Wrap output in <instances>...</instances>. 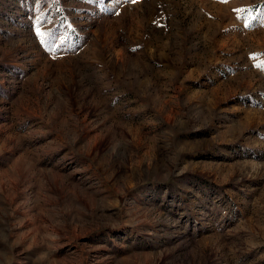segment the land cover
Instances as JSON below:
<instances>
[{
  "label": "rangeland",
  "instance_id": "obj_1",
  "mask_svg": "<svg viewBox=\"0 0 264 264\" xmlns=\"http://www.w3.org/2000/svg\"><path fill=\"white\" fill-rule=\"evenodd\" d=\"M0 264H264V0H0Z\"/></svg>",
  "mask_w": 264,
  "mask_h": 264
},
{
  "label": "snow or ice",
  "instance_id": "obj_2",
  "mask_svg": "<svg viewBox=\"0 0 264 264\" xmlns=\"http://www.w3.org/2000/svg\"><path fill=\"white\" fill-rule=\"evenodd\" d=\"M130 2L132 3H136L137 0H130ZM221 2H227V0H221ZM40 24H41V21H40V18L38 17L36 22H35V34L37 37H43L44 33L41 32L40 30ZM45 41L43 39H41V43H44Z\"/></svg>",
  "mask_w": 264,
  "mask_h": 264
}]
</instances>
